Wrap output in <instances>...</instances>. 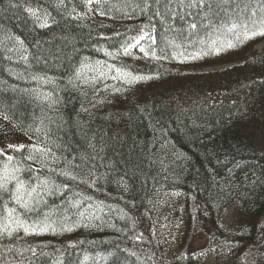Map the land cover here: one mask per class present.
<instances>
[{"label":"trees","instance_id":"trees-1","mask_svg":"<svg viewBox=\"0 0 264 264\" xmlns=\"http://www.w3.org/2000/svg\"><path fill=\"white\" fill-rule=\"evenodd\" d=\"M206 2L211 12L189 6L199 0H0V168L60 188L26 213H54L57 231L0 238V264H201L212 254L264 264V37L199 59L169 43L190 22L264 15V0H232L227 14L221 0ZM145 25V51L124 55ZM76 200L81 211L103 207L101 229L77 226ZM5 202L0 192V215ZM168 218L178 228L169 253Z\"/></svg>","mask_w":264,"mask_h":264},{"label":"snow or ice","instance_id":"snow-or-ice-1","mask_svg":"<svg viewBox=\"0 0 264 264\" xmlns=\"http://www.w3.org/2000/svg\"><path fill=\"white\" fill-rule=\"evenodd\" d=\"M231 3L232 0H221V6L224 7L226 14L228 11L227 6ZM189 6L207 8L209 12L212 11V4L206 2V0H199L198 4ZM236 8H240V5H236ZM247 8L248 5H244V11H247ZM260 11L264 13V5L261 6ZM28 12L36 18L39 27L45 28L49 26L47 14H44L43 19H41L33 9L29 8ZM180 19L184 20V17L181 16ZM201 29L206 32V36L200 37L199 39H192ZM184 31H187V36H183ZM180 34L183 37L180 42H176L175 40L169 42L174 48L181 49L175 53L176 56L184 57V59H188L189 56L191 59H199L209 54L218 55L222 50L237 47L258 36L264 37V15L257 17V11L254 10L249 15L242 16L240 12L234 11V15L229 17L228 21L218 25L211 20H208L207 24L197 22L187 23V28L180 30ZM143 39L144 36H141L140 40ZM16 40L21 45L23 44L18 37ZM185 41H187V44H185ZM153 42L155 43L154 40ZM197 45H199L197 51L191 53L187 52L188 47L196 48ZM136 46L139 47V41H137ZM132 47V44H128L127 47H124L123 54L129 55V48ZM140 50L142 52L145 51L143 48ZM145 55H148V53L145 52ZM153 55H155L154 52ZM117 71L119 72L120 70L117 69ZM76 75L79 77L80 72L77 71ZM101 75H105V73L101 72ZM139 79H143V77L133 78V80ZM128 82L131 83L132 81ZM2 119L7 120L8 117L4 116ZM7 133V128H0V135L6 138ZM8 147L14 151H20L24 148L23 145L12 144H9ZM0 156H5L3 150H0ZM13 159L11 155L6 156L8 162H11ZM27 159H33V157L29 155ZM21 171H23V169L9 163H5L4 166L0 168V192L7 194L10 198V202L4 203L3 215H0V238L4 236L11 238L15 233L21 230L25 235H41L48 231L55 233L57 231L56 223L50 220V216L54 213H45L43 219L37 220H29L26 213L33 211L36 206L44 203L43 195L54 194L53 187H55V191L58 192L60 190L59 186H51L48 180L31 184L20 177L19 174ZM62 174L65 176L69 175L68 173ZM72 179H75V177H72ZM64 187L66 188L67 185H64ZM85 199L90 200L91 197H86ZM69 205L77 209V215L80 218L79 221H77V226L85 220L89 221V224H85L84 226H89L92 220L100 218L97 213L103 211L101 205H96L94 209L92 205H89L88 209L90 210L81 211V201L79 200L69 201ZM20 209H23V212L19 211ZM66 220L67 217L65 216V221ZM61 230L71 231L72 226L65 223L61 226ZM70 247H74V245H70ZM29 250L34 257L37 255L36 249L33 248ZM40 255H44V253H40Z\"/></svg>","mask_w":264,"mask_h":264},{"label":"rangeland","instance_id":"rangeland-1","mask_svg":"<svg viewBox=\"0 0 264 264\" xmlns=\"http://www.w3.org/2000/svg\"><path fill=\"white\" fill-rule=\"evenodd\" d=\"M90 15L94 21L99 22V23H105V21L103 19L97 17L96 15L91 14V13H90ZM141 36H144V39H143L144 41L152 40L153 39L152 28L148 25L143 26L142 30H141L140 37ZM140 37L137 39V41H139V43L141 41H143V40H140ZM137 41H135V43L133 44V47L130 48L129 50H130V53L132 55L141 56V52H140L139 48L136 46ZM257 48H260V47L257 46ZM223 68H226V67H223ZM223 68H221V69H223ZM179 201L180 200L178 197H164V198L162 197L163 205L168 206V207H170L171 205H175ZM93 221H94V227L98 228V230L103 227V223L99 219H94ZM161 229L166 236V245H167V248H166L167 251L166 252L169 253L170 250L172 249V245L174 243L178 228H177L176 223H174V221L172 219L168 218V219H166V223H162ZM202 245H204V242L200 241V242H197L194 247L200 248V247H202ZM222 261H223V255L222 254H212V255L205 257L202 260L201 264H221Z\"/></svg>","mask_w":264,"mask_h":264}]
</instances>
